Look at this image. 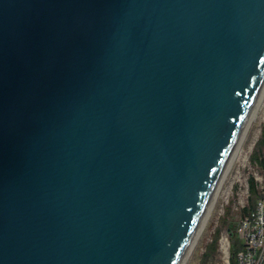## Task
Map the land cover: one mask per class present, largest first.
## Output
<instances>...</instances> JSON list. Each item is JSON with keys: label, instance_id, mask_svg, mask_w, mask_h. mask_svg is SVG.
<instances>
[{"label": "water", "instance_id": "95a60500", "mask_svg": "<svg viewBox=\"0 0 264 264\" xmlns=\"http://www.w3.org/2000/svg\"><path fill=\"white\" fill-rule=\"evenodd\" d=\"M264 85V0H0V264H184Z\"/></svg>", "mask_w": 264, "mask_h": 264}, {"label": "rangeland", "instance_id": "374dc122", "mask_svg": "<svg viewBox=\"0 0 264 264\" xmlns=\"http://www.w3.org/2000/svg\"><path fill=\"white\" fill-rule=\"evenodd\" d=\"M263 128L264 99L255 120L247 129L246 138H243L237 152L233 154V161L231 160L227 167L207 225L198 236L185 264H225L221 239L226 238L229 241V226H232L233 230L236 228L242 215V208L247 205L248 178L255 179L259 193L264 191L263 170L251 159L254 150H257L259 156L264 158V144H259ZM216 229H220L217 249L205 260L206 247L214 238Z\"/></svg>", "mask_w": 264, "mask_h": 264}, {"label": "built area", "instance_id": "2783aa9c", "mask_svg": "<svg viewBox=\"0 0 264 264\" xmlns=\"http://www.w3.org/2000/svg\"><path fill=\"white\" fill-rule=\"evenodd\" d=\"M247 192L249 194L248 185ZM234 232L242 243V248L235 255V264H264V191L253 208L241 215ZM222 244L225 264H230L229 241L225 238Z\"/></svg>", "mask_w": 264, "mask_h": 264}, {"label": "trees", "instance_id": "16d2710c", "mask_svg": "<svg viewBox=\"0 0 264 264\" xmlns=\"http://www.w3.org/2000/svg\"><path fill=\"white\" fill-rule=\"evenodd\" d=\"M264 144V128L262 130V138L259 140V144ZM252 161L256 162L259 167L263 170L264 173V158L259 156L257 150H254L251 156ZM248 197H247V205L242 208V215L248 213L254 206L256 199L260 196V193L257 189V184L253 177L248 178ZM229 262L230 264H235V255L238 250L242 248V243L236 236L232 226H229ZM220 236V229H216L214 233V238L210 242V244L206 247V251L204 254V259L207 260L209 256H211L217 249L218 246V238Z\"/></svg>", "mask_w": 264, "mask_h": 264}, {"label": "bare ground", "instance_id": "6f19581e", "mask_svg": "<svg viewBox=\"0 0 264 264\" xmlns=\"http://www.w3.org/2000/svg\"><path fill=\"white\" fill-rule=\"evenodd\" d=\"M263 99H264V85H263V87H262V89H261V92H260V95H259V98H258V101H257L256 107H255V109H254V111H253L251 117L249 118V120H248V122H247L245 132H244V134L242 135L241 139L239 140V142H238V144H237V146H236L234 152H237L238 147H239L241 141H242L243 138L247 135V134H246L247 129L250 127V125L252 124V122L255 120V118H256V116H257V114H258V110H259V108L261 107V104H262V102H263ZM247 133H248V132H247ZM245 134H246V135H245ZM245 138H246V137H245ZM245 138H244V139H245ZM233 154H235V153H233ZM234 159H235V158H234ZM232 161H233V160H232ZM225 174H226V173H225ZM225 178H226V177H225ZM224 180H225V179H224ZM218 193H219V188H218V190H217V192H216L215 198L213 199V201L211 202V204H210V206H209V210H208V212H207V215H206V218H205V220H204L203 226H202V228L199 230V232H198L197 235H196V240H197V238H199L198 236L201 234L202 230H203V229L205 228V226L207 225V222H208V220H209V217H210L211 211H212V209H213V207H214V204H215V200H217L216 198L218 197ZM196 240H195V242H196ZM223 240H224V239H221L222 242H223ZM194 244H195V243H194ZM194 244H193V246H194ZM193 246H192V247H193ZM221 246L223 247V244H222ZM192 247H191V249H192ZM186 259H187V258H186ZM185 261H186V260H185ZM184 264H185V262H184Z\"/></svg>", "mask_w": 264, "mask_h": 264}]
</instances>
